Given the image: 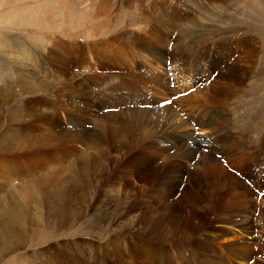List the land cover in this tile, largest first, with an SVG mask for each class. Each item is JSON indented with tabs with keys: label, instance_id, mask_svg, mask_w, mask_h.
<instances>
[{
	"label": "rangeland",
	"instance_id": "1",
	"mask_svg": "<svg viewBox=\"0 0 264 264\" xmlns=\"http://www.w3.org/2000/svg\"><path fill=\"white\" fill-rule=\"evenodd\" d=\"M0 264H264V0H0Z\"/></svg>",
	"mask_w": 264,
	"mask_h": 264
},
{
	"label": "bare ground",
	"instance_id": "2",
	"mask_svg": "<svg viewBox=\"0 0 264 264\" xmlns=\"http://www.w3.org/2000/svg\"><path fill=\"white\" fill-rule=\"evenodd\" d=\"M73 161H75V159H73ZM62 164V163H61ZM72 164V163H71ZM9 165V164H8ZM74 164H72V166H73ZM63 166V165H62ZM52 167H55V166H46V168H49V169H51ZM74 167V166H73ZM72 167V168H73ZM35 169V168H34ZM69 169H71V168H69ZM69 169H64V171H70ZM12 174H13V176L15 175V174H17V175H19L20 176V178H22V180L23 179H25L24 181L25 182H23L22 184L23 185H26V188L28 187L29 189H30V191H32V190H34L35 189V182L33 181L34 180V177H32L33 179H31L29 176H32L33 174H34V172H25V173H23V174H21L20 173V171L19 170H16V169H12ZM29 177V178H28ZM28 181V182H27ZM21 184V185H22ZM19 188H20V185H17ZM22 193V192H21Z\"/></svg>",
	"mask_w": 264,
	"mask_h": 264
},
{
	"label": "snow or ice",
	"instance_id": "3",
	"mask_svg": "<svg viewBox=\"0 0 264 264\" xmlns=\"http://www.w3.org/2000/svg\"><path fill=\"white\" fill-rule=\"evenodd\" d=\"M170 103V102H169Z\"/></svg>",
	"mask_w": 264,
	"mask_h": 264
}]
</instances>
